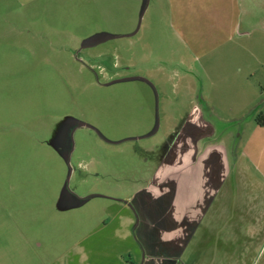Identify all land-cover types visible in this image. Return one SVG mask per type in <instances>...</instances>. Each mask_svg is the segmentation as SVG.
<instances>
[{"label":"rangeland","instance_id":"1","mask_svg":"<svg viewBox=\"0 0 264 264\" xmlns=\"http://www.w3.org/2000/svg\"><path fill=\"white\" fill-rule=\"evenodd\" d=\"M183 41L167 0H0V264H76L198 103L239 154L245 109Z\"/></svg>","mask_w":264,"mask_h":264},{"label":"crops","instance_id":"2","mask_svg":"<svg viewBox=\"0 0 264 264\" xmlns=\"http://www.w3.org/2000/svg\"><path fill=\"white\" fill-rule=\"evenodd\" d=\"M167 3L171 24L201 60L199 85L245 109L241 151L233 158L206 105H194L129 202L108 206L96 243L72 254L76 264H248L264 230V183L246 173L250 164L264 178V125L256 122L264 112V0Z\"/></svg>","mask_w":264,"mask_h":264},{"label":"trees","instance_id":"3","mask_svg":"<svg viewBox=\"0 0 264 264\" xmlns=\"http://www.w3.org/2000/svg\"><path fill=\"white\" fill-rule=\"evenodd\" d=\"M256 122L258 125H264V112L258 114V116L256 117Z\"/></svg>","mask_w":264,"mask_h":264}]
</instances>
